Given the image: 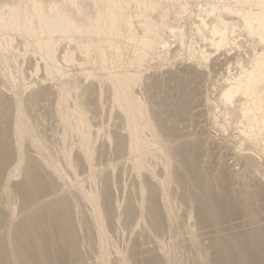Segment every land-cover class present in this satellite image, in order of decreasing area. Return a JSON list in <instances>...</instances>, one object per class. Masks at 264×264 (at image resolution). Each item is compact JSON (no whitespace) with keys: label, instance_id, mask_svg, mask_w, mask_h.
I'll return each instance as SVG.
<instances>
[{"label":"rangeland","instance_id":"374dc122","mask_svg":"<svg viewBox=\"0 0 264 264\" xmlns=\"http://www.w3.org/2000/svg\"><path fill=\"white\" fill-rule=\"evenodd\" d=\"M263 73L264 0H0L12 137L0 211L12 264H212L231 240L264 264L248 248L264 230ZM29 163L72 211L73 233L47 259L32 231L14 240Z\"/></svg>","mask_w":264,"mask_h":264},{"label":"bare ground","instance_id":"6f19581e","mask_svg":"<svg viewBox=\"0 0 264 264\" xmlns=\"http://www.w3.org/2000/svg\"><path fill=\"white\" fill-rule=\"evenodd\" d=\"M12 19H14V18H12ZM26 21H29V20L27 19ZM29 23H31V22H29ZM44 25L47 28L49 23L47 22ZM61 25H64V24H60L58 27L61 28L60 27ZM5 26L6 27L15 28L16 27V22L14 23V21H11L10 24L8 23ZM30 26L31 25L24 24L23 28H24V30L30 31ZM54 29L56 30V28H54ZM46 53H50V52L47 51ZM263 76H264V73H263ZM1 90H2V88H1ZM34 96H35V94H34ZM45 96H47V95H45ZM230 96H231L230 94H226L227 98H230ZM35 99H37V97H35ZM9 107H11V106H9V104H5L4 101H3V97L0 96V178H1V175L3 173V172L1 173V169L3 168V166L7 163V161L11 157V149L12 148H10V146H9V137L11 136V134H9L7 132V130H6L7 128L6 127H3V123L5 122V120H8L7 119V116H8L7 112H8ZM10 123H12V122H10ZM157 123H160V122L157 121ZM15 125H17V124H15ZM15 128H16V126H15ZM16 132H13V133H16ZM14 136H16V135H14ZM10 138L12 139V137H10ZM14 141H16V139ZM15 145H17V144H15ZM16 150H18V149L16 148ZM116 158H118V157L116 156ZM139 165H140V163H139ZM24 170H25L24 171V179H23V182L19 185L20 186L19 191H20V194L22 195L23 200H26V196L29 195L30 196V201L29 202H25V208L23 209V211H21L22 221L12 227V229H13V231L15 233L14 240L15 241L25 240L27 235L22 236L21 233L25 232L27 234L28 231H32L33 237L35 238L34 245L38 249V252H39L40 256H42L43 259H47L51 255L61 254V250H60L61 246H59L61 239H65V238L69 237L71 235V233H73V225H72V222H71L72 211H71L70 205H69V203H68V201H67V199L65 197L56 198V199H53V197H51L50 190H51V186H53V185L52 184H48V183H46L43 180L41 175L38 173L36 167H34L33 165H31L29 163V164L26 165ZM140 173H141V171H140ZM148 184L149 183H147V185ZM104 188H106V187H104ZM153 188H154V186H153ZM151 190H152L151 188H149V190H148L149 196H148V201L146 202L147 203V210H148V213L150 214L151 224L153 225L154 228H156V230L161 231L162 230V222L163 221L161 220L162 217L160 218V210H159V207L157 206V203H156V200H155V196L153 194L154 191L152 190L153 192H151ZM5 191H6V189H5ZM112 191L114 192V190H112ZM108 192H109L108 189L104 190V196L105 197H107L109 195ZM107 193H108V195H107ZM144 193H146V192H144ZM146 195H147V193H146ZM41 198H43L41 202L44 205L40 209L36 208L37 210L34 211L33 208H30V207L36 206L34 204L37 203V201H39ZM104 198H102V199H104ZM203 198H205L206 201L208 202V206L207 207L212 208L211 207V205H212L215 208V203H213L215 201L212 200L210 194L207 193V196L204 195ZM103 203H105V202H103ZM0 208H1V205H0ZM214 208H212L213 210L209 211L212 214V216H215L216 213H217L216 209H214ZM206 211L207 210L203 209L202 213L205 215ZM133 212H135V211H132V213ZM132 213H130V210L128 209L125 221L129 220L132 217ZM105 214H106L107 221H109V212L107 210H105ZM161 215H162V213H161ZM204 215H202V217ZM115 217H117V216H115ZM120 217L122 218V216H120ZM118 218H117V220H118ZM5 225H6V217L0 211V264H12L11 257L9 258L10 254H8V256H7V252L8 251H7V244H6V234H5V227L6 226ZM116 225H117V221H116ZM257 232L259 234H261V235L257 239L254 237L253 238L254 241L252 243V246L248 247V248L250 250H252V251H253V249L256 250V251H259L261 256H263L264 255V247H263L262 244H263V239H264V237H263L264 236V230L257 228V230H255L254 233H257ZM145 239H146V237H145ZM148 240H149V238H148ZM241 244L242 243L239 240H231L228 244H223V247H225V248H223L221 252H215L214 255H212L211 263L212 264H233V263L235 264V260L232 257V255L234 253H238L239 259L242 261V264H249V260L248 259H250L251 257H250V255L247 252H244L243 250L240 249V245ZM132 250H133V247H132ZM136 250H138V249H136ZM156 252H158V251H156ZM149 253L151 254V252H149ZM34 255H35L34 250H32V249L30 251L27 250L26 257H28V261L29 262H33ZM133 257H134V255L131 256L132 263L136 264V260H135V258L133 260ZM263 259H264V256H263ZM67 260H69V259H67ZM151 261L152 262L150 264H161V261H160L159 258L158 259L157 258H152ZM72 263L73 264H85L83 256H81V255H78L77 259L74 258ZM88 263H90V262H88Z\"/></svg>","mask_w":264,"mask_h":264}]
</instances>
